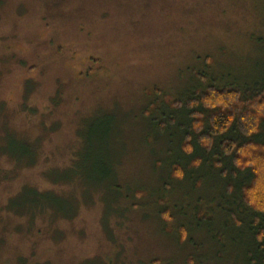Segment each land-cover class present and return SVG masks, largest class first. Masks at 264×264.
I'll return each instance as SVG.
<instances>
[{
	"label": "rangeland",
	"instance_id": "374dc122",
	"mask_svg": "<svg viewBox=\"0 0 264 264\" xmlns=\"http://www.w3.org/2000/svg\"><path fill=\"white\" fill-rule=\"evenodd\" d=\"M261 69L264 0H0V264H250L229 191L173 179L182 134L148 114ZM29 189L60 199L11 207Z\"/></svg>",
	"mask_w": 264,
	"mask_h": 264
},
{
	"label": "trees",
	"instance_id": "16d2710c",
	"mask_svg": "<svg viewBox=\"0 0 264 264\" xmlns=\"http://www.w3.org/2000/svg\"><path fill=\"white\" fill-rule=\"evenodd\" d=\"M258 74L250 84L243 85L238 81L224 85H218L220 81H217L207 85L195 74L200 82L189 89L185 98L174 103L168 94L158 92L157 96L162 95L164 102L148 114L155 127L167 131L177 129L182 134L179 148L184 156L177 157L171 165L173 179L184 182L201 175L202 179H197H200L203 187L208 179L217 178L226 192L229 191L222 195L223 203L217 211L234 220L236 230L231 239L235 245L237 239H242L244 243L247 239L252 240L255 253H246L250 264H264V69ZM156 113L160 116L153 118ZM180 118L186 124L177 121ZM111 128L112 125L105 127L101 133L103 140L109 138L110 133L113 134ZM99 163L104 164L101 160ZM72 173L79 172L73 170ZM64 174L67 175L64 179L73 180L72 174ZM112 174V171H107L103 178L109 179ZM226 196L234 200H228ZM59 199L52 194H40L29 189L11 207L24 206L28 209L34 205L41 209L53 208ZM237 200L240 203H236ZM233 207L239 209L241 216L247 219L240 222ZM203 209L199 208L200 214ZM208 212L211 216L216 214L214 209L204 211L206 214ZM163 218L171 220L167 213ZM210 223L214 224V219Z\"/></svg>",
	"mask_w": 264,
	"mask_h": 264
}]
</instances>
